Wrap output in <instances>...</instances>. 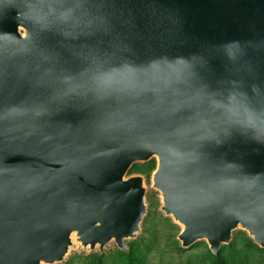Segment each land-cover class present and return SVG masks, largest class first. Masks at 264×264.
<instances>
[{"label": "water", "instance_id": "water-1", "mask_svg": "<svg viewBox=\"0 0 264 264\" xmlns=\"http://www.w3.org/2000/svg\"><path fill=\"white\" fill-rule=\"evenodd\" d=\"M151 158L182 248H264V0H0V264L128 252Z\"/></svg>", "mask_w": 264, "mask_h": 264}, {"label": "rangeland", "instance_id": "rangeland-1", "mask_svg": "<svg viewBox=\"0 0 264 264\" xmlns=\"http://www.w3.org/2000/svg\"><path fill=\"white\" fill-rule=\"evenodd\" d=\"M144 163L136 162L132 167ZM151 174H139L144 177L146 187L144 194L146 214L143 217L146 219V230L141 231L140 224L136 238L126 241L128 247L129 244L132 245L130 249L132 255L140 256L142 264H213L215 256L210 252L205 240L196 241L188 248L180 246L177 235L181 227L160 211L159 192L151 188ZM129 175L137 174L128 170L126 177ZM247 240L250 241V238L243 230L237 228L232 231L230 242L222 244L218 251L226 259V264H264V248L258 247L251 241V245L247 246ZM231 244H233V252L228 247ZM98 258H101L104 264H135V260L128 258L113 241L104 246L102 254L97 247L94 250L83 249L78 243H74L68 255L55 264H91Z\"/></svg>", "mask_w": 264, "mask_h": 264}, {"label": "trees", "instance_id": "trees-1", "mask_svg": "<svg viewBox=\"0 0 264 264\" xmlns=\"http://www.w3.org/2000/svg\"><path fill=\"white\" fill-rule=\"evenodd\" d=\"M155 167H156L155 159H151L148 162H145L144 164H142L141 166H138V167H132L131 166L129 171H131V173H134V174L148 175L154 171ZM145 224H146V219H143L142 223H141V231H143V232L146 230ZM250 241H251V239H250ZM250 241L247 240V246L251 245L252 241L251 242ZM131 247H132V245L129 244V252H125V251H123V252L126 253V256H128V258H130L131 260H135V264H142V258L140 256L134 257L132 255V250H130ZM228 247L233 252V244L229 245ZM214 256L215 257L213 259V264H226V262H227L226 259L222 255H220L219 252L217 255H214ZM91 264H104V263H103V260L101 258H98L97 260H95Z\"/></svg>", "mask_w": 264, "mask_h": 264}]
</instances>
